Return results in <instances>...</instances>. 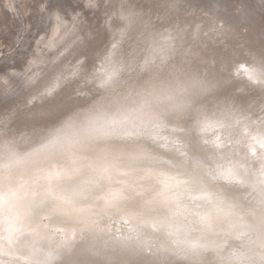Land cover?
Instances as JSON below:
<instances>
[{
  "label": "bare ground",
  "instance_id": "1",
  "mask_svg": "<svg viewBox=\"0 0 264 264\" xmlns=\"http://www.w3.org/2000/svg\"><path fill=\"white\" fill-rule=\"evenodd\" d=\"M18 6L20 9V3ZM146 7L151 6L145 4ZM204 9H194L190 4L181 16L165 14L162 21L160 14L159 25L155 22L154 26L157 29L147 33L131 55V67L136 73L132 82L118 85L113 80L116 66L105 63L109 68L106 67L104 75L99 70L97 79L101 85L115 86L112 88L115 95L110 98H99L94 88H86L87 84L95 83L92 79L82 86L74 83V75L68 74L64 87H50L45 93L46 101L39 98L42 105H35V111L30 109L29 116L24 114L33 117L34 120H28L32 121L30 125L21 126L23 123L19 122L24 130L17 127L11 133L0 131V142H14L21 150L44 144L64 114L79 112L100 101L113 106L130 102L146 81L179 70L199 78L202 83L199 94L184 114L166 118V127L160 133L163 139L147 140L179 155L182 166L187 167L133 164V158L131 162L119 161L122 174L111 182L82 185L83 177L71 182L69 186L77 187L79 195L73 196L70 203L53 198L44 200L38 203L23 235L11 239L0 235V264H220L217 251L204 248L223 245L226 250L235 242L221 232L217 203L225 201L235 206L240 218L236 221L238 227L249 215L264 212V56L253 55L246 46L242 48L238 37L233 35L234 31L245 30L251 39L257 35L252 26L243 25L239 30L230 22L223 23L221 15ZM155 13L158 14L156 10ZM128 21L133 24L132 19ZM127 27L125 21L116 28V34L123 39ZM257 39L253 49L259 47L263 51L261 38ZM148 70L154 73L143 81ZM229 88L234 90L229 92ZM6 121L0 120V125L6 126ZM165 179L171 188H165L162 183ZM108 223L113 226L110 231L98 228L107 227Z\"/></svg>",
  "mask_w": 264,
  "mask_h": 264
},
{
  "label": "rangeland",
  "instance_id": "2",
  "mask_svg": "<svg viewBox=\"0 0 264 264\" xmlns=\"http://www.w3.org/2000/svg\"><path fill=\"white\" fill-rule=\"evenodd\" d=\"M128 1L130 2L128 3ZM180 1L181 0H157V2H155V0H147V1L143 0L142 2L141 0L139 1L138 0L136 1L135 0H121V1L120 0H0V110H2L0 112V115L2 113V115L0 116V120H3L5 118L7 119L6 126L0 125V131L11 133L13 132V129H16L17 127L19 129L24 130L23 128L25 127H21V126L30 125L32 121H28V120H34V119H31L33 117L30 118L26 117L27 115L29 116L28 114L29 111L30 113L33 110L35 111L36 110L35 105L41 106L42 105L41 100L43 98H45L43 99V101H46L47 94L45 93L48 91L50 87H52L53 85L57 87H64L66 85L65 83L66 81H64L65 80L64 77L68 74L69 76L74 75L73 76L74 83L82 86L87 81L92 79V82L95 83L87 84L86 88L88 89L94 88L95 92L97 91V93H99V95H97V97L99 98H105V97L110 98L112 95H115V93H113L114 89H112L115 86H110L111 87L110 88L109 86L101 85L102 83H99L100 81L98 82L97 79L99 73L100 74L102 73L104 75L105 69L109 68V66L107 67L105 63L106 64L108 63V65L109 63L112 64L110 65V67L113 65L116 66L115 67L116 71L113 80L116 81L118 85L121 83L127 84V82L128 83L132 82L134 80L136 73L133 72V68L131 67V63H132L131 55L133 54L134 49H136L139 46L138 42L140 41L141 43H143L146 34L153 33V31L157 29L155 27L156 24L159 25L160 21L157 20V18L160 19V14H161V21H162V16H164L165 14H171L170 16L173 17H177L178 15L181 16V12H183L184 9H185L184 11H186L187 7L190 4H193L194 9L198 8L202 10L205 8L203 10L204 12L207 11L212 14L221 15L220 17L224 20L223 23L230 22L232 27L236 26L239 30L241 29V26L243 27V25L252 26L253 33H256L257 35H253V38L251 39L250 37L252 36H249L248 34H247L248 38H245L247 37L245 34L246 32L245 30L244 31L240 30L239 32L234 31L233 35H235L236 38L238 37L240 41L238 43L241 44L240 46L242 48L246 46L245 48L248 50V52L250 51L253 55L256 56L260 55L259 57L264 56V50L263 51L260 50L259 47H256L257 50L253 49L255 40L259 41L257 39L258 37L261 38L260 43L264 45V0H182L181 2ZM134 2H136L137 5ZM147 2L149 3V5H147ZM19 3L21 5L20 9L18 6ZM156 3L157 6L159 5L158 7L156 6ZM145 4L146 6H151V7L145 8ZM163 4H164V8H163ZM140 5L144 7H141ZM103 7L104 8L107 7V8L103 9ZM166 7H168L169 9ZM139 8L144 11L142 12ZM148 8H150V10H148ZM155 10L156 12H158V14L155 13ZM169 10L172 11L169 12ZM149 11L151 14L149 13ZM188 11L189 13L191 12V10ZM102 12L103 14H101ZM141 12L143 15L141 14ZM153 13L155 16L153 15ZM144 15L146 16L142 18ZM129 18L133 20V24L129 23L128 21ZM125 21L127 22L128 27L126 28L127 30L125 36L122 39L120 38L119 34H116L117 33L116 30ZM113 23L115 24V26ZM110 24L111 26H109ZM104 25H105L104 27L105 30L103 29ZM22 29L24 31L23 35L21 34ZM106 30L107 32L111 33V39H110V34L107 32L105 33ZM113 32L114 34H116L115 36ZM238 33L240 34L238 35ZM118 40L119 41L122 40V42L124 43L122 42L119 43ZM115 43L118 44V46L120 45L123 47L120 48L119 46V48L118 47L113 48L114 45H116ZM118 49H120L121 51ZM253 52H255L256 54H254ZM103 58L104 61H102ZM106 58L107 59L110 58L112 63L109 61L110 59L107 60ZM127 59H129V61ZM262 60L263 59H261L260 61L262 62ZM73 64H75L76 66ZM100 66H102V68ZM96 67L98 68L96 69ZM128 69L130 70L129 72ZM93 70L96 74L93 72ZM99 70L102 71L99 72ZM148 71H146L147 75L144 74L146 78L144 77L143 81L147 80V78L151 76L150 74L154 73V70L152 71V73L150 70ZM97 72L99 73L97 74ZM53 74L55 77H53ZM50 79L51 82L49 83ZM93 79H97V81H94ZM39 84L41 86H39ZM92 84L93 86H91ZM94 85H96L98 89L95 88L96 86ZM99 86L101 88H99ZM231 90L234 89L232 88L228 89L229 92ZM36 91H40V92H36ZM29 92L30 95H28ZM33 92L34 95H32ZM35 93L38 94L35 95ZM250 94L253 95V93ZM15 97L17 99H14ZM11 98L12 101L9 102ZM25 98L27 99V101L25 100ZM39 98L42 99L40 100ZM20 99L23 100L20 101ZM18 101L20 104L18 103ZM16 102L17 105H15ZM31 104L33 106H31ZM5 106H8L9 108ZM14 109L16 110L15 112ZM18 109H20V112L17 111ZM21 109L23 110L21 111ZM24 114L27 115L25 116ZM14 116H18V117H14ZM16 118L18 120L15 123H13L16 120ZM23 118L24 120L26 119L25 124ZM2 122H0V124ZM19 122L23 123L24 125L22 124L20 126ZM16 123L17 124L19 123L18 124L19 126ZM8 125H10L9 126L10 129L8 128ZM5 127L7 129H5ZM141 139L138 141H133L131 143L129 142L128 144L124 145L122 148V155L120 157L121 160L119 161L131 162L134 158V160L132 161L133 164H141V162H143L142 164H145L146 162V164L148 163L147 164L148 166L149 165L152 166L155 163L157 165H160L159 163H162L161 165H164V163H166L168 166L171 165L174 168L176 167L181 168L183 166H184L183 168L187 167L184 164L182 166L181 159L180 157L178 158L179 155L172 153V151L164 150L162 146L158 145L155 142H152L149 139L147 140V138H141ZM138 143L140 144V146ZM148 144L149 146H147ZM153 149L156 150L157 152L154 151ZM158 149L160 152L158 151ZM155 154H157V156ZM136 156L141 157L142 159L140 160ZM135 157L137 158V161ZM173 157L174 160H172ZM152 158H154V160H152ZM176 159L180 161H177ZM66 187L72 188L73 186L70 187L69 185H67ZM43 223L45 224L47 223L46 218L43 219ZM99 227L102 229L109 228L108 230L110 231L112 229L111 227L113 226L110 223H108L107 227L105 225H99L98 228Z\"/></svg>",
  "mask_w": 264,
  "mask_h": 264
},
{
  "label": "clouds",
  "instance_id": "3",
  "mask_svg": "<svg viewBox=\"0 0 264 264\" xmlns=\"http://www.w3.org/2000/svg\"><path fill=\"white\" fill-rule=\"evenodd\" d=\"M202 83L194 74L171 71L146 81L136 98L118 106L100 101L60 119L44 144L21 150L14 142H0V235H23L38 203L49 198L70 203L82 185L111 182L122 174L119 160L129 142L163 139L166 118L184 114L194 103ZM165 188L172 185L167 179ZM221 232L233 243L217 251L220 264H264V212L243 219L234 205L219 201ZM222 253V254H221Z\"/></svg>",
  "mask_w": 264,
  "mask_h": 264
}]
</instances>
